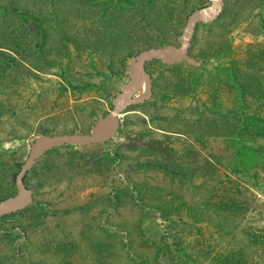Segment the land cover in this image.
I'll list each match as a JSON object with an SVG mask.
<instances>
[{"label": "rangeland", "instance_id": "obj_1", "mask_svg": "<svg viewBox=\"0 0 264 264\" xmlns=\"http://www.w3.org/2000/svg\"><path fill=\"white\" fill-rule=\"evenodd\" d=\"M4 200L0 264H264V0H0Z\"/></svg>", "mask_w": 264, "mask_h": 264}, {"label": "water", "instance_id": "obj_2", "mask_svg": "<svg viewBox=\"0 0 264 264\" xmlns=\"http://www.w3.org/2000/svg\"><path fill=\"white\" fill-rule=\"evenodd\" d=\"M215 5V3H214ZM201 18L202 20H210L212 17H206V18H202L201 16H199V11L198 10H194L193 12H191L188 17H187V21H186V28L185 30L182 32L180 38H181V45L176 49H171V48H165V49H152V50H145L142 51L141 53H139L138 55V67L141 70V72H145L144 69V61L146 58H168V57H172L173 54H180L186 44H187V34L191 31L192 29V22L196 19ZM134 90V87H130L128 88L127 92L131 93ZM151 96V79L150 77H147V95L144 98L141 99H134V100H127L125 101V105L129 104V103H134V102H139V101H143L145 99L150 98ZM121 108V102H116L114 109L112 110L111 114L109 115V118L112 120H115L116 115L118 114L119 110ZM110 129V124L107 122L104 124V127L102 129L96 130L94 132H90V133H85V134H79V133H74V134H65V135H46V136H41L38 137L34 140L30 151L28 153V156L26 158V160L23 162L20 170L17 172L16 176H15V181L16 184L18 185L19 188V194L21 195L24 191V187H23V182H22V178L25 175L27 169L31 166V164L33 163L34 159L36 158V156L41 152L42 147L45 146H55L61 143H94V142H99V141H103L106 140L108 138L111 137V131ZM16 200L19 199V196L15 198ZM7 201L4 200L2 202H0V214L2 213H7V212H11L14 211L15 209L19 208L21 204H16L14 206H9V207H4V204Z\"/></svg>", "mask_w": 264, "mask_h": 264}]
</instances>
